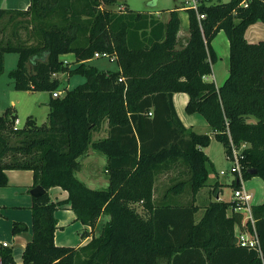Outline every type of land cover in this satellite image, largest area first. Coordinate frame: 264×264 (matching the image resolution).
<instances>
[{"label": "trees", "instance_id": "16d2710c", "mask_svg": "<svg viewBox=\"0 0 264 264\" xmlns=\"http://www.w3.org/2000/svg\"><path fill=\"white\" fill-rule=\"evenodd\" d=\"M116 3L30 0L26 8L0 7V71L4 52L16 51L14 87L50 92L45 122L30 115L14 126L12 106L0 114V186L8 182L5 170L17 168L31 169L33 186L45 188L32 196V234L21 261L0 244L1 264H263L255 250L236 241L234 225L243 213L231 208L233 200L209 199L196 220V194L207 184L203 147L210 135L183 125L172 95L188 93L186 109L204 116L228 159L231 143L244 144L242 172L253 174L248 169L255 168L264 181V37L250 42L244 36L247 24L264 22V0H202L200 21L186 9L185 41L177 35L178 8L162 20L127 6L116 10ZM219 30L229 42V70L217 86L204 75L218 58L211 40ZM97 50L115 52L119 69L91 65ZM66 52L74 53V66L60 57ZM65 71L86 80L62 86L53 75ZM56 89L63 93L52 95ZM104 120L107 134L93 139ZM89 147L106 156L105 187H90L75 173ZM169 171L178 179L168 189L189 183V202L155 201L156 176ZM233 183L240 185L238 178ZM53 185L67 190V197L51 200ZM65 205L91 228L101 215L109 218L86 243L58 245L55 211ZM251 211L264 257V201ZM247 224L250 228L249 219ZM25 228L12 224L13 232Z\"/></svg>", "mask_w": 264, "mask_h": 264}, {"label": "rangeland", "instance_id": "374dc122", "mask_svg": "<svg viewBox=\"0 0 264 264\" xmlns=\"http://www.w3.org/2000/svg\"><path fill=\"white\" fill-rule=\"evenodd\" d=\"M183 0H119V3L112 5V8L128 7L138 11L159 10L161 18L169 17V9L174 5H182ZM227 0H207L206 3H216ZM178 13L181 19L179 27V41L185 38V27L188 22V15L186 9L178 7ZM168 14V15H167ZM189 32V28H188ZM244 36L248 41H256L264 37V22L255 20L247 24L244 29ZM3 68L0 71V114L7 108L12 106L17 115L16 126L24 125L27 116H32L37 123H42L47 120L49 110L48 100L50 92L47 90H33V89H16L13 84V79L10 71L16 66L18 60V53L16 51H6L3 54ZM99 70L116 71L119 69V64L116 58L108 56H93L89 61ZM62 73V72H60ZM54 76V75H53ZM61 84L68 88H73L86 80V77L79 72L65 71L61 75ZM60 89L53 90L52 95H55ZM57 91V92H56ZM61 92V93H60ZM58 95L63 91L60 90ZM176 95L173 100L176 115L179 117L184 126L190 128L191 123H195L197 116L204 119V116L199 111L190 112L186 109L188 101V93L186 91H175ZM199 131L206 132L210 135L209 143L203 147L204 152L208 156L205 163L207 172V184L201 187L196 194V203L201 207L195 213V218L198 220L202 215L204 209L203 205L214 198L215 189L221 186V195L223 199L232 200V191L235 188L234 181L236 178L242 180L241 187L251 194L249 200L250 205L262 203L264 201V181L261 176L256 173L246 175L241 171V174L229 171L230 160L226 156V151L223 143L214 137V132L209 125L205 127H198ZM107 131V122L104 120L100 128L93 132L92 138L97 139L105 136ZM90 147L88 148V150ZM87 150V151H88ZM86 151V152H87ZM94 156L90 160L85 159L87 154L81 155L79 161L81 167L75 171L76 175L83 180L88 186L93 188L105 187L108 184L106 171V157L98 150H94ZM95 159L92 161V159ZM105 168V169H104ZM225 173H220V170ZM95 179H89L88 176L94 174ZM178 178L172 177V173H159L156 176L154 184V198L155 201L160 202H175L187 203L191 200V189L189 183H185L179 191H172L168 189L170 185L175 183ZM140 209V206H139Z\"/></svg>", "mask_w": 264, "mask_h": 264}, {"label": "crops", "instance_id": "0c3cea01", "mask_svg": "<svg viewBox=\"0 0 264 264\" xmlns=\"http://www.w3.org/2000/svg\"><path fill=\"white\" fill-rule=\"evenodd\" d=\"M29 3L30 0H0V7L26 8ZM178 7L181 6L174 5L173 7H170L168 9L170 10L172 8ZM147 12L152 13L157 17L160 16L159 14H157L160 12L159 10H149ZM159 18L162 20H167L168 16H166V18ZM183 28L186 29V38L189 34L188 22L185 27L183 26ZM178 33L177 35L179 36ZM185 38H183L182 40L185 41ZM211 44L216 51L218 58L212 64V71L204 75V78L214 81V83L219 86L228 75L229 70V42L223 30H219L216 33V35L211 40ZM60 57L64 61H66L68 65L74 66L75 55L73 52L62 53ZM64 73L65 72H56L54 73V76L58 77L61 80V75H63ZM175 95L176 92L173 93L172 99H174ZM196 120L197 121H195V123H191L190 128L196 132L203 133L197 128L205 127L206 125H208L205 118L203 119L200 116H197ZM94 150L95 149L90 147V149L85 153L87 154L85 158L87 159V161L94 156ZM94 160L95 159L93 158L92 161ZM5 172L7 174L8 182L6 185L0 186V242L7 241L9 243L8 247H10L12 250L13 259L16 262H20L22 259V250L24 248V245L30 239L32 234L31 203L33 195L30 193V188L33 186V172L31 169L17 168L6 169ZM94 175L95 172L94 174L89 175L88 178L93 179V181L95 179V182H98L96 181V176ZM221 191V186L215 189L213 200L223 199ZM48 193L51 200L54 201L64 199L68 194L67 190L63 189L59 185H53L49 187ZM228 213H230V209H228ZM55 215L57 217V226L54 231V242L58 245L70 246H79L86 243L92 235H97L100 232L102 224L109 218L107 214L101 215L96 225L91 228V226H89L88 224H84L80 220L75 218V213L69 207V205L58 207L55 211ZM14 221L24 223L26 225V228L13 232L12 224Z\"/></svg>", "mask_w": 264, "mask_h": 264}, {"label": "built area", "instance_id": "2783aa9c", "mask_svg": "<svg viewBox=\"0 0 264 264\" xmlns=\"http://www.w3.org/2000/svg\"><path fill=\"white\" fill-rule=\"evenodd\" d=\"M201 1L202 0H183V4L181 5V8L182 9H188V8L193 9L196 13L197 19L200 21L202 18L205 17V13L199 11L198 9V6L201 3ZM243 4H246V3L243 2ZM93 56H108L110 58H116V53L109 52L107 50H102V51L97 50L94 52ZM64 62L66 63V61ZM121 79L122 77H119V80ZM59 92L60 91H58L55 95H58ZM16 122H17V119H16ZM243 146L244 144L237 146L236 144L231 143V149H230L231 151H230V156H229V160L231 164L229 167V171L233 173L241 174L242 170H241L240 158L242 157ZM220 173H225V171L222 169L220 170ZM238 181L240 183L239 187L234 188L232 191V200L235 202V205L231 206V208L241 211L243 213V219L240 224L236 223L234 225V233L236 236V241L241 246H245L247 248H251L255 250L264 264L263 249L261 246V241H260L258 232L255 228V224H254L255 218L252 215L251 205L249 204L251 194L241 187L242 180L240 178H238ZM248 219L250 220V225H251L250 228H249V225L247 224ZM0 244L2 246L9 245L7 241H1ZM0 264H1V260H0Z\"/></svg>", "mask_w": 264, "mask_h": 264}, {"label": "water", "instance_id": "95a60500", "mask_svg": "<svg viewBox=\"0 0 264 264\" xmlns=\"http://www.w3.org/2000/svg\"><path fill=\"white\" fill-rule=\"evenodd\" d=\"M248 171L250 173H256V169L255 168H249ZM44 191H45V188L41 184H36V185H34V186H32L30 188V193L32 195H38V194H40V193H42Z\"/></svg>", "mask_w": 264, "mask_h": 264}]
</instances>
